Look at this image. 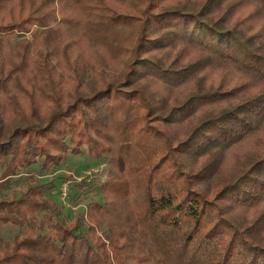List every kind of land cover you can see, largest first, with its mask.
I'll use <instances>...</instances> for the list:
<instances>
[{"label":"trees","instance_id":"16d2710c","mask_svg":"<svg viewBox=\"0 0 264 264\" xmlns=\"http://www.w3.org/2000/svg\"><path fill=\"white\" fill-rule=\"evenodd\" d=\"M68 153L109 167L72 220L37 178ZM24 174L0 264H264V0H0V193Z\"/></svg>","mask_w":264,"mask_h":264},{"label":"rangeland","instance_id":"374dc122","mask_svg":"<svg viewBox=\"0 0 264 264\" xmlns=\"http://www.w3.org/2000/svg\"><path fill=\"white\" fill-rule=\"evenodd\" d=\"M33 169L39 172V167ZM108 163L106 159H96L86 154L74 155L68 153L65 162L48 173L39 175L38 180L47 186L45 197L52 198L58 205H63L62 218L72 220L85 215L89 204L102 203L101 185L108 180ZM24 174L2 190L1 195H9L12 187L18 189L17 196L25 191ZM18 227L10 224L0 226V234L11 239L18 234ZM102 233V231H99Z\"/></svg>","mask_w":264,"mask_h":264}]
</instances>
